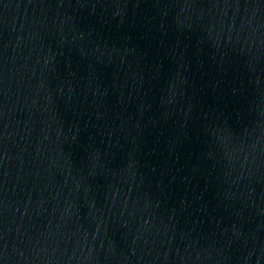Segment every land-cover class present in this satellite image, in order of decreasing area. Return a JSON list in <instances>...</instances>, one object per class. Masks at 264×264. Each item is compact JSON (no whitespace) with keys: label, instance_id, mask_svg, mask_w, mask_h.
I'll list each match as a JSON object with an SVG mask.
<instances>
[{"label":"water","instance_id":"95a60500","mask_svg":"<svg viewBox=\"0 0 264 264\" xmlns=\"http://www.w3.org/2000/svg\"><path fill=\"white\" fill-rule=\"evenodd\" d=\"M0 264H264V0H0Z\"/></svg>","mask_w":264,"mask_h":264}]
</instances>
